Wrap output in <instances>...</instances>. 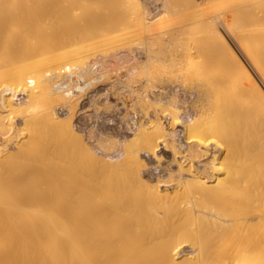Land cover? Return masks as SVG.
<instances>
[{
  "label": "bare ground",
  "instance_id": "1",
  "mask_svg": "<svg viewBox=\"0 0 264 264\" xmlns=\"http://www.w3.org/2000/svg\"><path fill=\"white\" fill-rule=\"evenodd\" d=\"M56 1L0 0V264H264V0H92L121 4L111 12ZM171 18L201 23L204 54L184 28L158 27ZM106 62L125 71L121 86L142 82L136 96L168 107L165 126L155 108L129 137L99 143L103 154L123 147L114 162L71 123L80 95L70 92L108 78ZM174 85L191 96L190 113L163 91ZM12 133L28 138L6 151ZM161 145L164 175L144 178L142 154L159 165ZM39 165L50 187L26 190ZM111 185L126 193L119 206L105 199ZM130 193L135 206L167 214L128 216ZM37 209L45 214L26 219Z\"/></svg>",
  "mask_w": 264,
  "mask_h": 264
},
{
  "label": "built area",
  "instance_id": "2",
  "mask_svg": "<svg viewBox=\"0 0 264 264\" xmlns=\"http://www.w3.org/2000/svg\"><path fill=\"white\" fill-rule=\"evenodd\" d=\"M108 64V62L105 63L104 69H111L113 71H109L110 74L108 78L100 79L90 88L84 89L83 91L76 90L70 92V94L76 93L80 95L77 110L71 120L72 127L81 135V138L86 144L94 148H97V146L99 147V143L105 138H114L118 141H122L124 137L132 133L134 124L136 123L137 125L142 115L139 107L134 105L137 96L133 93V90L140 88L138 83H136L133 89L132 87L121 86V83L125 81V71L115 73L114 66L116 64L114 66ZM92 69L99 71L101 66L94 64L92 65ZM113 90H117L118 94L112 95ZM138 91L141 92L140 90ZM163 91L167 92V96L169 93L174 92L177 95L178 103L186 98V94L176 85L173 87L165 86ZM159 92L160 91H153L151 93L143 91L142 94L149 93L148 97L153 98L154 94L159 95ZM21 97L22 96H19V98ZM141 98L144 99V97ZM121 101L124 104H121ZM106 104L109 106L108 111L102 107ZM57 112L64 115L66 110L58 108ZM188 113H190V111H188ZM176 139L177 142H179V140L181 141V139H179V134L176 135ZM161 149L160 154L162 156L169 154L163 151V145H161ZM145 161L148 163V166H150L147 175L154 176L160 172L158 171L159 169L153 167L154 159L151 156L145 155Z\"/></svg>",
  "mask_w": 264,
  "mask_h": 264
},
{
  "label": "rangeland",
  "instance_id": "3",
  "mask_svg": "<svg viewBox=\"0 0 264 264\" xmlns=\"http://www.w3.org/2000/svg\"><path fill=\"white\" fill-rule=\"evenodd\" d=\"M41 1V0H40ZM43 1V0H42ZM46 1H48V0H46ZM56 1V0H55ZM60 2H62L63 4H64V2H66V1H68V0H64V1H62V0H59ZM58 0L56 1V2H59ZM45 2V1H44ZM50 2V1H49ZM49 2H45L46 4H48ZM72 0L69 2V4H68V2H67V4L68 5H72ZM92 2H94V1H90L89 2V0L87 1V3L85 2V0H84V2H80V4L81 3H85V4H88V5H93V7H94V5H95V7L93 8L92 7V5H91V9L92 10H96V9H99V8H103V9H105V10H107V11H109V12H111V11H115V10H120V9H122V8H120L121 6V4H118V3H113L112 5H109V6H107L106 4H94V3H92ZM43 3V2H42ZM44 3V4H45ZM67 4L65 5V6H67ZM75 5V4H74ZM76 6V9L80 12L81 11V8H80V6H77V5H75ZM74 6V7H75ZM80 8V9H79ZM119 8V9H118ZM72 9H75V8H72ZM76 12V11H75ZM82 12V11H81ZM80 12V13H81ZM79 13V14H80ZM161 25H163L162 26V28H165V30H167V31H169V29H171L172 27H180V28H184L185 29V33L183 34V36H184V38L190 43V44H195L196 46H198V47H201V49H200V52L201 53H203L204 54V52H206V48H205V46H206V44L203 42V34H202V29H203V27L201 26V23L198 21V22H191V21H184V20H181V19H175V18H171V19H162V22L158 25V27L159 26H161ZM204 30V29H203ZM130 61V60H129ZM137 70H139V68L137 69ZM208 74H210V75H212V77H214V76H217V75H220L221 74V71H220V69L218 68V67H212V66H208ZM139 77V76H138ZM142 79V78H141ZM142 80H144V79H142ZM138 83V82H137ZM143 84V83H142ZM131 86H133V85H136L135 83H132V84H130ZM147 85V84H146ZM146 85H145V88L147 89L148 87H146ZM148 86V85H147ZM139 89L141 90H144V88L142 87V85L141 84H139ZM164 87V86H163ZM164 89V88H163ZM186 89V88H185ZM134 92L133 93H136V91L135 90H133ZM188 91H190V90H188ZM192 92V91H191ZM112 95H117V91H112ZM160 95V94H159ZM159 95H157V94H154V96H153V98H150V99H155V98H159L160 96ZM138 99V100H137ZM137 99L135 100V103H134V105H137L138 107H139V109H140V112L142 113V115H141V117H140V123H145V122H147L149 119H153L154 118V114H156L157 113V117L159 118V121L161 122V124L163 125V126H165L164 124V122H165V120L167 121V119L168 118H164V117H161V114L163 113V114H165L166 112L164 111V109H168V107L166 108V106L165 107H159V106H155V107H153L151 104H149V102L148 101H144V99H142V98H140V97H138L137 96ZM190 100H191V96L188 94V93H186V98H184L181 102L179 101V108L182 110V109H187L186 111H187V113H188V111H190L189 110V102H190ZM166 104V103H165ZM167 104H169V103H167ZM186 106H188V107H186ZM108 108H109V106H108ZM156 108V110H154ZM153 110L156 112V113H154L153 112ZM193 111V110H192ZM186 115V114H185ZM187 116H189V115H187ZM191 116V115H190ZM18 123V126L19 127H23L24 128V124H22V123H20L19 121H17ZM21 124H22V126H21ZM177 129V128H176ZM76 132V131H75ZM28 133H26V135H27ZM79 134V133H78ZM24 136V137H18V138H16L14 135H13V133L9 136V138H7V139H5V140H3V141H1L2 143V145H6L5 146V150L6 151H11V145L10 144H13V143H17V144H19V142H20V144L24 141V140H26L28 137V135L27 136ZM80 135V134H79ZM131 135V134H130ZM130 135H128V136H126V137H124V138H127V137H129ZM179 139H181V141L179 140V142L181 143L182 142V136H181V134H179ZM83 140V139H82ZM177 140V139H176ZM22 141V142H21ZM83 143H84V145L86 146V147H88V148H90L91 150H93V151H95V152H97V153H99V155H102L103 156V158H105L106 160H109V161H112V162H114V161H118V160H120L121 159V157H122V155H123V147L122 146H117L113 151H111V153L110 152H108V153H102V152H100V147H98L97 146V148H94V147H92V146H90V145H88V144H86L84 141H83ZM44 142L42 141V140H39V142H38V147H39V149L40 150H42L43 149V147H44ZM49 145V144H48ZM49 146H51V145H49ZM119 148V149H118ZM121 149V150H120ZM117 152H118V154H117ZM121 152V153H120ZM159 154H160V152H159ZM145 155L147 156L148 154H145V153H143L142 154V158H143V162H144V169L143 170H141V175L144 177V178H147V179H153V178H155L156 176H158V175H160V176H163L164 175V173H165V168H164V166H165V160H168L169 158H170V154H168V155H161L160 156V161H159V165H157L156 164V162H155V160H154V168L155 169H159L158 171H160V172H158V174H156V175H154V176H152V175H147V172H148V169L150 168V166H148V163L145 161ZM148 156H150V155H148ZM179 159V158H178ZM70 165L71 164H66V166H68V167H70ZM39 167H40V169L37 171V172H35V173H33L32 175H31V177H32V181L33 182H27V183H25V185L23 186L24 188H26V190H33V189H36L37 187H41L43 190V192H46L45 190H47L49 187H50V182H47L46 184H44V180L46 179V175H45V173L43 172V169L41 168V167H43L44 168V166H42V165H39ZM170 168H174V166L172 167H168V169H170ZM3 173H5L4 172V169H2L1 167H0V175L1 174H3ZM161 173V174H160ZM9 178V180H13V177H8ZM70 185V184H69ZM44 186V187H43ZM114 186V187H113ZM116 186L115 185H111V186H108V188H107V190H106V192H109L107 195H106V197H105V199L106 198H108V200L107 201H113L116 205L118 204V206H119V199H120V197L122 198V196H124L125 197V195H126V193L124 194V195H122L123 193H121L122 192V190L124 189V188H122L121 189V192H119V191H117L116 190V188H115ZM45 189V190H44ZM116 190V192L114 193V191ZM117 189H118V186H117ZM125 189H127V188H125ZM118 190H120V189H118ZM128 190V189H127ZM127 190H125V192H127ZM117 192H119V194L117 193ZM123 192H124V190H123ZM120 193H121V195L122 196H120L119 197V195H120ZM112 194V195H111ZM134 194V193H133ZM112 197H111V196ZM128 195H132V193H130V194H128ZM109 196L111 197V200H109L110 198H109ZM134 196H135V204H133L132 206L130 205V203H131V201H133L134 202V200H132V199H134ZM137 196V194L136 195H132V196H129L130 198H132L131 200H127L126 198H127V196H126V203H125V201L123 202L122 200H120L121 202H123L124 204H125V206H127V207H125V208H127V210L126 211H128V213H127V215L128 216H130L131 217V215L132 214H134V213H136L137 215H138V217L140 218V220L142 221V223H151V222H153V220H152V213H154V212H161V213H164V214H167V210L166 209H164V207H162V206H160V205H155L153 208H150V209H145V208H140V207H138V206H135L136 205V203L138 202V204H140L139 203V199H138V196ZM67 198H69V196L67 195L66 196ZM128 197V199H130ZM138 199V200H137ZM128 201V202H127ZM121 204V203H120ZM129 206H131V207H129ZM133 206H135V207H133ZM136 207H138L139 209H134V211L132 212V210L131 209H133V208H136ZM144 207V206H143ZM129 208H130V210H131V212H130V210H129ZM143 209V210H142ZM161 210V211H160ZM146 211V213H144ZM45 214V211H43V210H35V211H32L31 212V214H29V215H27L26 216V219H34V218H36V217H40V216H43ZM143 215H144V217H143ZM52 218V217H51ZM146 218H147V220L148 221H146ZM151 221V222H150ZM47 225H49V223H46ZM54 225V224H53ZM56 228H58L59 227V225H54ZM51 227V226H50ZM158 227V228H157ZM149 228H151V230L150 231H152L153 232V234L155 235V236H159L160 234H163L164 233V231H165V228H166V225L165 224H157V225H153L152 224V226H150ZM161 230H160V229ZM148 229V228H147ZM156 229H157V231H156ZM139 231H140V233L142 234V233H144L145 232V228H141V229H139ZM156 231V232H155ZM69 233H72V231H69ZM58 234H59V232H58ZM57 234V235H58ZM158 234V235H157ZM153 235V236H154ZM65 239V237H63L62 235H59L58 236V241L59 242H61V241H63ZM78 239L80 240V241H82V238L81 237H78Z\"/></svg>",
  "mask_w": 264,
  "mask_h": 264
}]
</instances>
